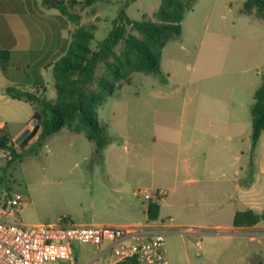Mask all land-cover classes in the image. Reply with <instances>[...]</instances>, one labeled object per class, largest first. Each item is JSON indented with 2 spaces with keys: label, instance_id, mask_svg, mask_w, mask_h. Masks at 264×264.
<instances>
[{
  "label": "rangeland",
  "instance_id": "obj_1",
  "mask_svg": "<svg viewBox=\"0 0 264 264\" xmlns=\"http://www.w3.org/2000/svg\"><path fill=\"white\" fill-rule=\"evenodd\" d=\"M125 1L107 0L90 8L75 6L69 11L79 17L78 22L54 15L53 25L63 27L59 33L65 38L53 40V63L63 56L56 54L60 46L66 52L77 27L95 24L94 48L96 41L106 37ZM243 2L197 0L183 17L181 35L162 49L161 76L137 72L115 84L112 95L97 109L96 118L108 136V144L99 154L83 133L67 128L40 146V128L32 119V106L5 95V78L0 72V127L16 145L17 154L7 164L0 162V200L22 195L26 202L23 212L30 218L23 216L25 222H53L68 216L77 224L90 223V219L93 223H143V210L151 205L140 203L132 191L163 187L175 164L179 132L184 141L188 138L190 116L218 114L223 120L229 119L227 129L198 137L211 147L205 157H199L212 166L213 175L206 184L208 196L202 200L181 196L179 189L174 194L167 191L165 196L173 197L171 211L179 215L175 222L181 223L173 230L183 233L165 235L166 256L169 264H254L256 259L264 264V235L221 237L214 235V226L207 230L193 226L199 218L207 225H216L225 224L229 217L232 208L220 196L223 179L214 170L217 162L223 167L233 163L229 174L243 167L240 174L245 181L257 179L264 191V131L254 148L250 141L253 94L264 74V18L242 13ZM160 3L135 0L125 11L133 20H155ZM102 74L100 66L97 75ZM45 80V93L28 85L22 89L38 92L53 102L56 92L51 71ZM28 123L30 131L35 125L37 130L20 146L16 143L18 133L27 130L24 127ZM216 146L223 150L213 149ZM259 215L263 216L264 210ZM189 230L209 235H190Z\"/></svg>",
  "mask_w": 264,
  "mask_h": 264
},
{
  "label": "trees",
  "instance_id": "obj_2",
  "mask_svg": "<svg viewBox=\"0 0 264 264\" xmlns=\"http://www.w3.org/2000/svg\"><path fill=\"white\" fill-rule=\"evenodd\" d=\"M103 1L107 0H42L41 3L47 9H56L62 16L78 22L79 17L69 10L75 6L90 8ZM134 1L124 2L112 20L106 37L96 41L94 48L91 45L95 41V24L75 29L66 52L50 68L55 101H47L34 91L15 87L5 89L11 99L25 101L32 106V119L40 128V146L46 139L67 128L74 133H83L95 145V153L99 154L107 146L108 136L96 118L97 109L112 95L115 84L137 72L161 76L162 49L181 35L183 17L193 9L197 0H161L154 12L155 20L129 18L125 9ZM242 13H254L257 18L263 19L264 0H244ZM100 66L103 68L102 76L97 75ZM46 91V88L42 90L43 93ZM251 115L250 141L254 148L264 131V74L260 88L253 94ZM4 142L0 138V143ZM16 155L14 151L10 161ZM240 215L251 218L253 223L264 220V215L252 211Z\"/></svg>",
  "mask_w": 264,
  "mask_h": 264
},
{
  "label": "crops",
  "instance_id": "obj_3",
  "mask_svg": "<svg viewBox=\"0 0 264 264\" xmlns=\"http://www.w3.org/2000/svg\"><path fill=\"white\" fill-rule=\"evenodd\" d=\"M41 2L42 0H0V72L5 78L4 91L7 87L23 90L22 88L26 85L38 91L46 88L45 78L47 73L51 71L50 68L53 64V40L56 38L62 40L65 37L62 33H59L63 31V27L57 29L53 25L52 20L54 15H59L57 16L58 19H61L62 15L59 12H57L58 14H54L52 11L56 9H47ZM56 52V54L64 55L65 51L63 52L62 46H60V49ZM190 119L192 123L186 126L189 130L188 138L185 141L182 139V131L179 132L176 159L170 178L162 185L163 187L154 186L150 188L163 189L166 191V195L169 193L174 194L179 189L181 196L193 195L195 198L202 200L205 199V196H208L206 184L211 179L213 171L211 164L205 160H199V157H205L207 150L210 151L211 147H207L205 142L198 137L206 133L211 134L212 132L226 130L229 119L223 120L218 114L206 116L191 115ZM29 125L28 123L24 127V130L28 129ZM1 131L3 136L10 141L4 129H1ZM20 132L18 133L19 136L21 135ZM214 136L216 137V135ZM215 148L220 152L223 150L222 146H216L213 149ZM230 166L233 167V163L231 165L226 163L223 167L220 162H217L214 168L217 177L220 176L223 179L221 181L222 189L220 196L224 197V200L232 208L227 215L229 217L226 223L207 225L202 218H199L193 223L195 224L193 225L194 229L207 230L209 226H214L213 228L217 230L214 235L221 237L235 235L253 238L254 236L264 235L263 222L258 221L257 223H253L251 218L240 215L245 211L256 212L259 215L264 210V205L261 207V203H264V191H261V188H259L257 179L245 181V176L240 174V170L243 167H238L233 173L229 174L228 169ZM260 169L258 165V174ZM186 185L198 186L186 188ZM136 190L132 191L133 197H136ZM164 198L157 203H152L153 205H151L149 210H143L145 216L143 223L133 224L123 221L93 223V219H90V223L83 224L95 226H139L149 222L163 229L168 237L175 235L182 236V232L176 233L173 230L175 227L181 225V223L175 222L179 218V215L171 211L173 208L171 203L173 197L170 196L169 199L167 197ZM169 200L170 203L168 202ZM25 208L26 205L21 213L23 222L25 224H36L29 220L28 222L24 221L23 216L30 219L29 215L23 212ZM167 208L170 210L165 211ZM188 232H190V235H209L206 231L194 232L189 230ZM195 244H198L199 246L197 245V247L200 248L199 241L195 240ZM49 264H118V262L112 256L108 244L100 246L75 244L73 246V258L71 261ZM254 264H259L258 259L254 261Z\"/></svg>",
  "mask_w": 264,
  "mask_h": 264
},
{
  "label": "built area",
  "instance_id": "obj_4",
  "mask_svg": "<svg viewBox=\"0 0 264 264\" xmlns=\"http://www.w3.org/2000/svg\"><path fill=\"white\" fill-rule=\"evenodd\" d=\"M0 162L7 163L15 151L0 127ZM160 189H137L140 203L150 205L164 198ZM26 205L20 194L0 200V264H49L71 261L75 244H108L112 256L132 264H169L166 232L149 222L139 226H95L74 223L61 216L53 222L25 224L21 213ZM198 245V244H197ZM199 246V245H198Z\"/></svg>",
  "mask_w": 264,
  "mask_h": 264
},
{
  "label": "water",
  "instance_id": "obj_5",
  "mask_svg": "<svg viewBox=\"0 0 264 264\" xmlns=\"http://www.w3.org/2000/svg\"><path fill=\"white\" fill-rule=\"evenodd\" d=\"M34 122H35V120H34ZM36 130H37V125H35V127L33 128V130H29V129H27V130H25L23 133H21V135L16 139V143L17 144H20V146L22 145V144H24L32 135H34L35 134V132H36ZM259 264H261V263H259Z\"/></svg>",
  "mask_w": 264,
  "mask_h": 264
}]
</instances>
